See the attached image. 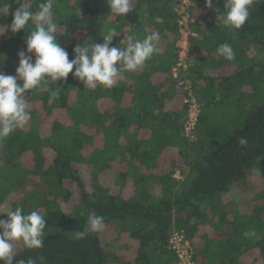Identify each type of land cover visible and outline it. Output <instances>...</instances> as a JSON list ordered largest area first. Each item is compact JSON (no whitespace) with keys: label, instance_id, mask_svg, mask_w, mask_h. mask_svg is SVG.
Returning <instances> with one entry per match:
<instances>
[{"label":"trees","instance_id":"1","mask_svg":"<svg viewBox=\"0 0 264 264\" xmlns=\"http://www.w3.org/2000/svg\"><path fill=\"white\" fill-rule=\"evenodd\" d=\"M179 1L132 0V10L116 16L107 0H53L57 41L70 61L76 46L103 43L111 28L110 47L157 31L161 38L152 59L111 89L88 88L70 73L24 94L30 120L0 141V219L19 206L25 214L38 210L46 228L43 247L23 246L13 264H176L169 244L176 230L192 242L197 264H245L253 252L252 264H264V204L255 205L264 190L246 194L252 173L264 179V0H253L240 30L223 26L225 0L212 8L189 0L194 35L187 67L175 76ZM25 2L37 11L45 0H0V72L8 75H16L20 51L35 61L25 44L34 23L11 31L12 13ZM224 43L233 61L217 54ZM192 99L201 112L189 134ZM245 196L254 206H243ZM89 214L102 215L104 227L128 241L109 247L99 231L75 239ZM251 229L256 236L245 238Z\"/></svg>","mask_w":264,"mask_h":264},{"label":"clouds","instance_id":"2","mask_svg":"<svg viewBox=\"0 0 264 264\" xmlns=\"http://www.w3.org/2000/svg\"><path fill=\"white\" fill-rule=\"evenodd\" d=\"M213 2L214 0H205V7L212 8ZM252 4L253 0H225L223 26L228 29H242L249 19ZM107 6L112 14L126 16L132 10V0H107ZM52 9L53 0H45L39 4L37 11H33L32 5L25 2L20 3L12 13L11 31L14 34L25 30L29 22L35 25V29L25 40L27 52L34 55L35 61L33 63L32 56L20 51L16 75L0 72V141L11 136L17 129H22L30 120L28 101L24 98L26 92L49 83L66 82L70 73L88 88L100 85L111 89L118 80L125 79V73L144 67L159 51L157 42L161 37L158 31L134 42L129 37L128 46L121 49L110 47L117 36L116 30L111 28L103 36V43L93 44L91 48L85 45L76 46L73 49L75 58L70 61L69 53L57 41L58 25L54 21ZM6 10L8 11V6ZM216 52L228 61L235 59V52L230 44L219 45ZM50 97L52 100L58 99L59 92L52 91ZM238 144L241 148H247L249 141L246 137H239ZM104 219L102 215L89 214L86 229L76 231L74 238L81 240L86 238L89 231L102 230ZM45 228L46 219L38 210L25 214L24 209L17 206L14 210L7 211V219H0V264H13L18 243L22 242L27 249H41ZM242 235L245 238H254L256 231L251 229ZM17 264H25V261L19 260ZM27 264L35 262L29 259Z\"/></svg>","mask_w":264,"mask_h":264},{"label":"built area","instance_id":"3","mask_svg":"<svg viewBox=\"0 0 264 264\" xmlns=\"http://www.w3.org/2000/svg\"><path fill=\"white\" fill-rule=\"evenodd\" d=\"M189 6H191V2L189 0H181L176 6V12L180 16L179 23L181 27L180 33L182 35V38L178 43L180 53L178 67L175 69V76L178 73V69H186L187 67L186 58L188 52L190 51L189 37L191 35H194L191 30V24L193 20H190V15L188 12ZM186 89H189V87L187 86ZM200 112L201 111L198 104L195 100L192 99L186 125V130L189 134L195 130L198 119L200 117ZM169 244L175 256L176 264H197L195 259V250L192 242L187 238L186 234L183 231H174Z\"/></svg>","mask_w":264,"mask_h":264},{"label":"rangeland","instance_id":"4","mask_svg":"<svg viewBox=\"0 0 264 264\" xmlns=\"http://www.w3.org/2000/svg\"><path fill=\"white\" fill-rule=\"evenodd\" d=\"M0 34H2V32H0ZM102 178L104 179L105 184H107V185L112 184L114 182L112 175H102ZM249 179L252 182V186H251L250 189H248L246 191L247 192L246 194L254 197L255 194L257 195L258 193H261V192H258V191L264 190V179L260 178V176H258L256 173H252L250 175ZM241 201H243V203L247 201L246 204H243V206H247L248 205L247 206L248 208H251V206H254L253 201L250 200V199L248 200L246 196H245V199L241 200ZM256 204L262 206L264 204V200L262 199V200L255 201V205ZM99 232H100L101 238L104 240V242H106L109 245V247H114L115 243H116V245H117V243L124 244V243H126L128 241V239H127V237L125 235H120V234L116 233V231H113L111 229L109 230V229H107L105 227L102 228V230H100ZM22 247H23L22 242L18 243L16 245V252L15 253L20 251ZM256 258H257V253L256 252H253L251 255L248 254L244 258L245 264H252L253 261Z\"/></svg>","mask_w":264,"mask_h":264},{"label":"crops","instance_id":"5","mask_svg":"<svg viewBox=\"0 0 264 264\" xmlns=\"http://www.w3.org/2000/svg\"><path fill=\"white\" fill-rule=\"evenodd\" d=\"M175 178H177V179H181V176H180V174H179V172H177L176 174H175ZM204 226H202L201 227V233H203L204 232ZM199 236H197V238H196V240H197V242H195L196 243V245H197V247H198V242L200 241V238H198ZM195 240V241H196ZM194 241V240H193Z\"/></svg>","mask_w":264,"mask_h":264}]
</instances>
